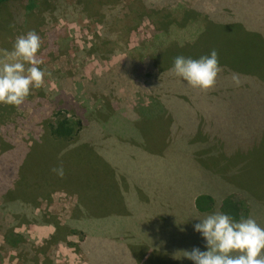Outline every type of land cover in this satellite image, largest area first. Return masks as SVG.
Wrapping results in <instances>:
<instances>
[{
	"label": "rangeland",
	"instance_id": "1",
	"mask_svg": "<svg viewBox=\"0 0 264 264\" xmlns=\"http://www.w3.org/2000/svg\"><path fill=\"white\" fill-rule=\"evenodd\" d=\"M36 1L31 12L29 0L25 7L18 3L23 0L10 4L11 13L6 12L7 20L4 18L0 29V59L5 51L12 50L17 36L36 31L42 40L36 54L42 61L39 67L47 73L43 85L31 89L21 105L0 104V139L12 144L4 147L0 143V171L9 170L6 175L0 174V264H50L49 259L51 264H150L154 254L159 255L157 264H193L182 256V251L194 246L204 250L202 237L192 227L198 222L196 217L214 212L227 196L249 200V216L264 228V175L256 174L250 180L243 170L217 171L198 158L199 150L208 148L214 140L228 146L235 140L253 146L259 126H264V80L259 73L238 71L226 63L220 65L215 85L201 90L176 76L169 67L161 71L152 56L171 40L179 42V50L184 52L185 44L193 42L194 31H201V22L209 19L203 13L182 23V10L175 9L174 19L166 18V30L161 33L156 9L178 4L188 11L198 7L211 17L239 19L251 31L264 34V0H237L231 12L221 7L224 0H95L96 4L90 5L85 0ZM230 35L220 38L206 31V37L214 39L217 57L243 50L238 63L241 69L250 67L256 58L264 61V43L236 35L234 30ZM100 44L103 48L98 47ZM260 65L264 68V62ZM233 75L239 80L238 86L232 82ZM58 94L60 99L80 105L83 114L90 117V124L95 115L90 113L93 107L103 109L106 116L105 100L114 106V112L98 122L102 128L97 130L98 138L91 133L89 141L95 142L96 150L130 180L126 194L136 210L138 206L143 208L141 222H148L145 226L150 229L146 234L125 236L117 225L110 231V238L99 223L103 220L96 221L93 215L75 216L79 196L67 190L65 182L39 194L35 203L22 196L3 197V190L17 180L27 148L40 143L46 134L50 146L60 150L79 143L80 139L71 133L77 118L64 102L58 106L63 100L55 103ZM165 117L179 124L176 133L173 125L170 129L175 146L169 149L170 143L164 144L161 135ZM199 124L208 138L197 135ZM207 151L211 154L217 149ZM162 152L170 154V162H162ZM246 166L250 170L251 165ZM144 183L151 185L155 196L150 194L142 201L135 186ZM200 192L214 197V203H208L211 211L194 209V198ZM163 212L165 219H150ZM174 218L186 225L178 223L174 227ZM127 220L135 230L141 226L133 219ZM161 222L170 227L173 237L164 234ZM10 227L17 237L9 235ZM57 230L61 234L52 237ZM194 236L200 237L199 241ZM128 241H142L146 246L141 263L132 255Z\"/></svg>",
	"mask_w": 264,
	"mask_h": 264
},
{
	"label": "trees",
	"instance_id": "2",
	"mask_svg": "<svg viewBox=\"0 0 264 264\" xmlns=\"http://www.w3.org/2000/svg\"><path fill=\"white\" fill-rule=\"evenodd\" d=\"M15 1L18 2L19 0H0V29H2L1 24L4 23V18L6 19V12L8 14L11 13L10 4ZM25 1L23 0L22 4L20 2L18 3L21 6L25 7ZM29 1H31V3H29L28 5V11L31 12L32 7L35 6L34 2L37 1ZM85 1L89 5L96 4L95 0ZM110 1L113 0H107V2ZM221 4V7L226 10L225 12H231L236 8L237 0H224ZM175 9L182 10V23L195 18V16H202L203 13H205L204 16L208 14L209 19L201 22L203 25L201 31L197 30V34L196 31H194L193 42L185 44L186 48L184 52L179 50V42L171 40L169 44H165L163 48H160L155 54L152 55L155 60V65H157L161 71L166 70L168 67L171 68L173 58L178 55L196 59L202 55H207L211 50L216 49V45H213L214 39L211 37H206V31L213 32L220 38H224L225 36L231 37L230 30H234L236 31V35H243L246 39L255 40L258 44L264 43V34L251 31L249 28L244 26V23L239 19L228 21L224 18L213 16L215 18L214 19L213 17H211L208 11H205V9H200L197 7L192 8L188 11L187 7L184 9L183 4H178L173 8L166 9V7H164L161 8V10L156 9V11H154V13H158L157 15L160 16V20H157V22L161 27L159 30L161 33L165 32L166 30V28L163 27V25H167L166 18L172 16L171 18L174 19L173 11ZM98 47L103 48V45L100 44ZM96 50H98L97 47ZM240 55H244L243 50L238 54H223L221 58L218 57L219 65L229 64L230 66L237 68L238 71L249 74H252L253 72L259 73L260 78L264 80V68H261L262 66L260 65V63H263L264 61L256 58L252 61L253 65L251 64L250 67H246V69H244L243 67L241 69L238 66ZM247 63L249 64V60L247 61ZM229 72L235 73L233 71ZM60 97V94L56 96L55 103L58 100H60V102L63 100L62 103L58 106L61 107L64 104L68 105V110L73 111L74 115L77 118L75 121V130L73 128L71 130V133L73 135L75 134L74 136L80 139L79 143H74L70 147L64 150H60L62 148L50 146V142H48L47 139L49 134H44L46 137L45 139L40 141V143H38L37 145L27 148V151L21 159L20 165L17 170V180L11 188L7 187L3 190V197L5 199H13L16 196H22L28 201L30 200L35 203V199L39 194H43L42 192L46 194L48 193V191H50L49 189L51 186L58 184L61 185L65 182L69 187V189L67 190L71 192H77L79 196V203L74 209L75 216L83 217L93 215L96 217V221H99L98 218L100 220H103L99 221V223H101L100 225L105 226V229L110 234V238H112V234L110 231H112L113 226L117 225H119L121 230L125 233V236L135 237L138 234H146L150 230L147 226H145L148 222H138L141 226H139V228L135 230L130 221L126 219H129L130 215L134 214V209L131 208V203L129 202L126 194V188H128L126 187V185L128 184V182H130V180L123 171H119L117 165L114 164V162L104 157L103 154L96 150L97 148L94 147L95 142L89 141V134L94 133L92 135H94L95 137L98 136V133L100 131L97 130H102L98 122L105 119L109 114L113 113L114 106L109 102L108 99L105 100L104 105L106 107V116H104L103 112H101L103 109L100 110V108L98 107H93L90 113L95 114L93 115L95 119L93 118V124H90V117L86 114H83V112L81 111L82 109H80V105L69 103L65 98L60 99ZM257 106L259 105L257 104ZM135 115H138L139 117L141 116V113L138 114L136 112ZM143 118L144 117H142V119ZM172 125L174 126V130L176 133V131H178L179 129V124L173 123L169 117H165V125L163 127V131L161 132V135L162 142L164 144H167L168 146V143H170L168 149L171 146H175L172 143L173 138L171 137V135L173 134L172 131H170V129L172 130ZM258 125L259 124H257V127ZM197 127L199 128L197 135L202 139L207 137L208 134L206 131H204L202 126H200L199 124ZM259 130L260 131L257 135L258 139L255 140L256 144L254 143L251 147L246 146L241 142H237V140H235L229 146L224 141L222 142L220 140L218 142L217 140H214V143L208 148H201L199 150L198 158L200 160V163L205 164L210 168L215 167L214 169H216L217 171L223 172H228L232 168H235L236 172L237 170H243L247 174L249 173L248 177L250 178V180L254 176H256V174L260 176L264 175V126H259ZM85 135H87V138ZM0 143L2 145L4 144V147L12 146L11 143L6 142L2 138L0 139ZM59 143L60 142H58L57 144ZM260 146H262L263 148H260ZM214 148L217 149V152L211 154L208 153L207 150H212ZM166 149L167 147L163 148L164 151H166ZM163 154L165 156L163 155L162 162L163 160H168V162H170V154H168V152ZM250 156L251 158L247 160L246 157ZM56 158H60L61 160H56ZM248 164L251 165L250 170L245 168ZM60 166L63 167V176H58L52 171L53 168ZM6 169L8 170V168ZM6 169L4 171H0V174L1 172H3V174L6 175ZM240 185L244 186L243 182H240ZM149 186L151 185L145 183L144 185L139 187L135 186V188L140 193V199H142V201L145 199V197H148L149 199V195L154 193V190H151ZM260 194L263 196L262 193ZM154 196L155 195L152 194V197ZM214 201V197L209 196V194L207 193H197L194 198V209L200 212L208 210L211 211L213 208L208 206V203H214ZM249 203V200L243 199L237 201L232 199L231 196H227L220 200L218 208H216L215 211L229 213L234 219H239L241 216L249 217ZM165 215L166 214L164 212L159 213L156 217H152L150 219L155 222L157 219H165ZM174 221L176 222L175 225L172 224L174 227H177L178 223L182 226L186 225V223L183 224L181 222H177L175 218ZM127 223H129V225H127ZM160 224L164 225V234L170 233L171 237H173V232L169 229L170 227L165 226V223L163 224V222H161ZM154 227H156V223ZM59 228L60 226L58 225L57 229L59 230ZM13 230V227H10L8 233L9 235H15V238L17 237V234H15ZM58 230L52 237H58L61 234V231L59 232ZM157 231L160 232V229H158ZM195 239L196 241H199L200 237H196ZM10 243L14 245V241H10ZM127 243L134 258L138 261V263H141L142 259H140V257L144 255L146 246L142 243V241H139L138 243L134 241V243L131 244L130 241H128ZM158 257V254H154L153 259L155 260L152 259L150 264H157ZM49 263L51 264L50 259Z\"/></svg>",
	"mask_w": 264,
	"mask_h": 264
},
{
	"label": "clouds",
	"instance_id": "3",
	"mask_svg": "<svg viewBox=\"0 0 264 264\" xmlns=\"http://www.w3.org/2000/svg\"><path fill=\"white\" fill-rule=\"evenodd\" d=\"M41 44L37 32L29 30L16 37L10 52L5 51L0 59V104L19 106L31 89L43 85L47 73L39 67L42 61L36 55ZM171 71L193 88L207 90L215 85L221 67L213 49L196 59L174 57ZM232 82L239 85L235 75ZM52 171L63 176L62 166ZM196 218L198 222L192 227L202 237L204 250L194 246L190 251H182V256L193 264H264V228L255 219L250 216L234 219L220 211Z\"/></svg>",
	"mask_w": 264,
	"mask_h": 264
},
{
	"label": "crops",
	"instance_id": "4",
	"mask_svg": "<svg viewBox=\"0 0 264 264\" xmlns=\"http://www.w3.org/2000/svg\"><path fill=\"white\" fill-rule=\"evenodd\" d=\"M130 206H131L132 209H134V214L133 215H130L129 220H132L133 219V220H135L136 223H138V222L141 223V216H144L145 215V212H143V208L141 206H138L139 208L136 210L135 204H131ZM137 215H138V217H136ZM139 233H141V232H139Z\"/></svg>",
	"mask_w": 264,
	"mask_h": 264
}]
</instances>
